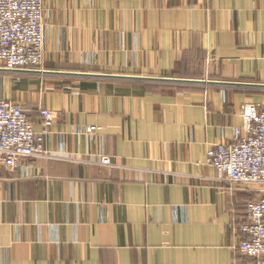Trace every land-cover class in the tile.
I'll list each match as a JSON object with an SVG mask.
<instances>
[{"label": "crops", "instance_id": "0c3cea01", "mask_svg": "<svg viewBox=\"0 0 264 264\" xmlns=\"http://www.w3.org/2000/svg\"><path fill=\"white\" fill-rule=\"evenodd\" d=\"M43 25L42 68L0 71L36 132L55 113L48 157L0 164V264H258L264 188L206 158L260 100L264 0H44Z\"/></svg>", "mask_w": 264, "mask_h": 264}, {"label": "built area", "instance_id": "2783aa9c", "mask_svg": "<svg viewBox=\"0 0 264 264\" xmlns=\"http://www.w3.org/2000/svg\"><path fill=\"white\" fill-rule=\"evenodd\" d=\"M44 0H0V71L37 72L44 62ZM43 130L33 122L20 103L5 100L0 89V164L18 170L24 160L48 157L45 136L54 123L52 110H40ZM243 126L235 128L233 139L212 146L206 164L219 177L233 183L264 188V106L247 103L242 111ZM92 131V130H89ZM77 162L93 164L79 158ZM99 164L111 167L102 156ZM245 239L239 252L264 264V196L247 205Z\"/></svg>", "mask_w": 264, "mask_h": 264}, {"label": "rangeland", "instance_id": "374dc122", "mask_svg": "<svg viewBox=\"0 0 264 264\" xmlns=\"http://www.w3.org/2000/svg\"><path fill=\"white\" fill-rule=\"evenodd\" d=\"M255 94H259L261 95L260 97V100H255V98L252 96V97H247L248 100H246V102L243 104V109H244V106L247 104V103H255V104H259V105H262L264 106V89H260V90H255ZM262 98V99H261ZM7 100V99H5ZM242 109V111H243ZM103 166V165H102Z\"/></svg>", "mask_w": 264, "mask_h": 264}, {"label": "water", "instance_id": "95a60500", "mask_svg": "<svg viewBox=\"0 0 264 264\" xmlns=\"http://www.w3.org/2000/svg\"><path fill=\"white\" fill-rule=\"evenodd\" d=\"M260 87H264V85H260Z\"/></svg>", "mask_w": 264, "mask_h": 264}]
</instances>
